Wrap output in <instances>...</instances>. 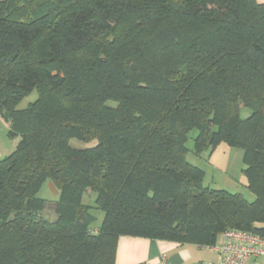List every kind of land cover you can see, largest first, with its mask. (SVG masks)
<instances>
[{
  "label": "trees",
  "instance_id": "obj_1",
  "mask_svg": "<svg viewBox=\"0 0 264 264\" xmlns=\"http://www.w3.org/2000/svg\"><path fill=\"white\" fill-rule=\"evenodd\" d=\"M0 119L19 138L0 159V264H114L123 236L264 238V3L0 0ZM220 144L252 201L189 162Z\"/></svg>",
  "mask_w": 264,
  "mask_h": 264
},
{
  "label": "rangeland",
  "instance_id": "obj_2",
  "mask_svg": "<svg viewBox=\"0 0 264 264\" xmlns=\"http://www.w3.org/2000/svg\"><path fill=\"white\" fill-rule=\"evenodd\" d=\"M36 98V92L33 91L19 103L16 109L20 110L26 108L30 103H33ZM7 132L8 126L0 119V159L10 155L19 142V138L12 139L8 137ZM70 146L78 150L84 148V145L81 142L75 140L70 141ZM187 146L188 148L192 147L191 140L188 142ZM188 160L204 171L205 185L232 194H241L249 202L254 199L253 194L246 187L245 177L242 173V170L244 169L242 152L239 149L220 144L207 158L195 159L192 156H189ZM38 197L47 202H51L57 200L58 192L51 182L47 181L41 187ZM87 197L88 193L86 197H84V203H87ZM53 208V204H47L43 211L45 217L49 218L50 221L55 219ZM95 216L97 219L95 226L97 227L103 219V214L96 211Z\"/></svg>",
  "mask_w": 264,
  "mask_h": 264
},
{
  "label": "crops",
  "instance_id": "obj_3",
  "mask_svg": "<svg viewBox=\"0 0 264 264\" xmlns=\"http://www.w3.org/2000/svg\"><path fill=\"white\" fill-rule=\"evenodd\" d=\"M264 3V0H256ZM220 242V236L213 246ZM199 247L192 243L178 244L164 240L138 237H120L116 244L114 264H215L219 255L212 247Z\"/></svg>",
  "mask_w": 264,
  "mask_h": 264
},
{
  "label": "built area",
  "instance_id": "obj_4",
  "mask_svg": "<svg viewBox=\"0 0 264 264\" xmlns=\"http://www.w3.org/2000/svg\"><path fill=\"white\" fill-rule=\"evenodd\" d=\"M212 249L219 255L215 264H264V238L247 232L227 230Z\"/></svg>",
  "mask_w": 264,
  "mask_h": 264
}]
</instances>
